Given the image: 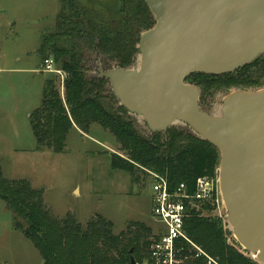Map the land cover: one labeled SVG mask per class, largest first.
Wrapping results in <instances>:
<instances>
[{
    "label": "trees",
    "instance_id": "1",
    "mask_svg": "<svg viewBox=\"0 0 264 264\" xmlns=\"http://www.w3.org/2000/svg\"><path fill=\"white\" fill-rule=\"evenodd\" d=\"M117 15L116 24L107 23L92 17L91 9L78 0H59L56 27L42 35L37 52L40 63L51 54L54 66L67 75L63 96L55 79L45 78L41 103L29 115L35 150L63 152L70 128L76 126L88 133L90 126L97 124L119 144L122 155L109 153L112 169L129 173L134 181V171L145 167L166 176L171 188L182 182L192 188L197 177L215 174L218 149L187 128L171 126L165 134H142L132 115L119 105L108 81L99 75H86L84 58L88 52L100 56L104 69L128 67L139 33L154 24L143 0H120ZM235 72L233 76L195 73L186 81L196 84L203 93L230 87H262L264 54ZM208 77L214 80L205 79ZM0 200L12 213V227L21 231L39 252L41 264H131V256L134 264H142L148 258L150 244L159 237L139 221L113 234L111 221L101 215L89 220L84 228L70 213L61 219L54 217L43 203L41 189L25 178H5L1 165ZM184 228L188 237L220 264H258L226 242L218 218L193 215L185 220ZM184 248L182 254L188 256L184 264H207L202 256H194V250Z\"/></svg>",
    "mask_w": 264,
    "mask_h": 264
},
{
    "label": "water",
    "instance_id": "2",
    "mask_svg": "<svg viewBox=\"0 0 264 264\" xmlns=\"http://www.w3.org/2000/svg\"><path fill=\"white\" fill-rule=\"evenodd\" d=\"M143 1L154 24L138 38L139 66L98 64V75L149 132L179 123L218 149L226 223L242 251L264 264V86L228 92L213 114L186 81L233 72L264 54V0Z\"/></svg>",
    "mask_w": 264,
    "mask_h": 264
},
{
    "label": "rangeland",
    "instance_id": "3",
    "mask_svg": "<svg viewBox=\"0 0 264 264\" xmlns=\"http://www.w3.org/2000/svg\"><path fill=\"white\" fill-rule=\"evenodd\" d=\"M78 1L85 8L91 9L94 15L92 17L103 18L107 23L116 24L120 0ZM58 7L59 0H0L2 174L7 179L25 178L33 187L41 189L43 203L54 217L61 219L70 213L84 228L89 220L101 215L111 221L113 234L125 230L128 223L139 221L148 225L156 236L163 224L154 220L151 213L152 170L140 167L134 171L136 179L133 181L129 173L112 169L109 153L121 154V151L110 132L97 124H92L88 133L70 128L63 152L35 150L36 143L29 114L41 103L45 78H54L56 88L63 96V81L67 75L56 66L54 67L59 69L61 74L42 71L37 52L42 34L56 27L55 15ZM137 42L128 67L139 66ZM49 58H52L51 54ZM84 59L87 77H97L100 56L95 52H88L85 53ZM234 72H230L232 76L237 73ZM205 79L214 80L211 77ZM199 89L201 108L217 114L223 97L236 88L211 89L205 93L200 87ZM132 117L140 132L149 135L142 119L134 115ZM172 126L186 130L179 123ZM220 222L227 242V236L231 234L230 229L223 227L221 220ZM231 245L242 251L233 237ZM241 253L258 263L249 253ZM132 255L134 256L133 253ZM0 264H41L39 252L32 242L21 231L12 227V213L2 200Z\"/></svg>",
    "mask_w": 264,
    "mask_h": 264
},
{
    "label": "built area",
    "instance_id": "4",
    "mask_svg": "<svg viewBox=\"0 0 264 264\" xmlns=\"http://www.w3.org/2000/svg\"><path fill=\"white\" fill-rule=\"evenodd\" d=\"M41 70L60 73L54 67L52 58H45ZM152 175L151 213L154 220L163 224L157 232L158 239L149 246V255L142 264H184L188 258L182 254L184 245L194 250V256H202L207 264H220L195 244L186 234L184 223L187 218L196 216H217L228 227L220 195L217 170L214 175H203L195 179L192 188L180 183L171 188L166 176L150 172ZM230 234L227 243L231 244ZM242 252L240 249H238ZM254 259V258H253Z\"/></svg>",
    "mask_w": 264,
    "mask_h": 264
},
{
    "label": "crops",
    "instance_id": "5",
    "mask_svg": "<svg viewBox=\"0 0 264 264\" xmlns=\"http://www.w3.org/2000/svg\"><path fill=\"white\" fill-rule=\"evenodd\" d=\"M58 8H59V7H58ZM57 12H58V10H57ZM56 14H57V13H56ZM55 17H56V15H55ZM44 33H45V32H44ZM44 33H43V34H44ZM43 34H42V35H43ZM40 66H41V63H40ZM40 66H39V67H40ZM72 128H75L77 131L81 132L76 126H74V127H72Z\"/></svg>",
    "mask_w": 264,
    "mask_h": 264
}]
</instances>
